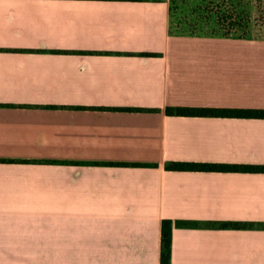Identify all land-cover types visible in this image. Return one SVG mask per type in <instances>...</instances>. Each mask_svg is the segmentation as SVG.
<instances>
[{
  "label": "crops",
  "instance_id": "crops-1",
  "mask_svg": "<svg viewBox=\"0 0 264 264\" xmlns=\"http://www.w3.org/2000/svg\"><path fill=\"white\" fill-rule=\"evenodd\" d=\"M169 22L168 0H0V264H161L166 219L172 264H264V172L167 169L264 166V119L167 113L264 109V40Z\"/></svg>",
  "mask_w": 264,
  "mask_h": 264
},
{
  "label": "trees",
  "instance_id": "trees-1",
  "mask_svg": "<svg viewBox=\"0 0 264 264\" xmlns=\"http://www.w3.org/2000/svg\"><path fill=\"white\" fill-rule=\"evenodd\" d=\"M207 0H199L203 5ZM172 4V3H171ZM212 9L193 10L184 13L183 7H176L173 14L172 5L169 6V29L174 35L217 37L229 39L264 40V1L243 3V0H212ZM172 18L177 20V28H172ZM179 24V25H178ZM145 56H157L158 53H142ZM131 110V109H122ZM167 113L180 116L203 117H239L264 119V109L259 108H212V107H169ZM1 162H14L1 160ZM168 170L173 171H235L249 170L264 172V166L218 164L198 162H170ZM182 226H196L197 222L178 221ZM249 223L225 222L223 228L243 229ZM174 222L166 219L162 223L161 264H172V242Z\"/></svg>",
  "mask_w": 264,
  "mask_h": 264
},
{
  "label": "rangeland",
  "instance_id": "rangeland-1",
  "mask_svg": "<svg viewBox=\"0 0 264 264\" xmlns=\"http://www.w3.org/2000/svg\"><path fill=\"white\" fill-rule=\"evenodd\" d=\"M212 0H207L205 4L199 5V0H168L169 6L173 7V14L176 7H183L184 13H191L195 9L203 8V9H212L213 5H210L209 2ZM218 1V0H217ZM254 2L255 0H243V3ZM257 1V0H256ZM264 1V0H262ZM172 3V4H171ZM172 28L175 30L177 28V20L176 18H172ZM179 25V24H178Z\"/></svg>",
  "mask_w": 264,
  "mask_h": 264
}]
</instances>
